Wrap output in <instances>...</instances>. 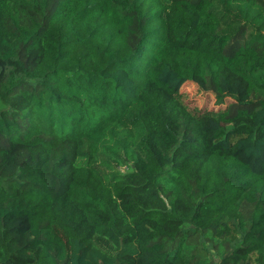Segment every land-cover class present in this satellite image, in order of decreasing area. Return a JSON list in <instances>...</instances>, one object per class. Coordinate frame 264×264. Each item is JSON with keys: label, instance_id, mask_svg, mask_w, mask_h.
<instances>
[{"label": "trees", "instance_id": "obj_1", "mask_svg": "<svg viewBox=\"0 0 264 264\" xmlns=\"http://www.w3.org/2000/svg\"><path fill=\"white\" fill-rule=\"evenodd\" d=\"M188 81L237 106L195 110ZM251 254L264 0H0V264Z\"/></svg>", "mask_w": 264, "mask_h": 264}, {"label": "rangeland", "instance_id": "obj_2", "mask_svg": "<svg viewBox=\"0 0 264 264\" xmlns=\"http://www.w3.org/2000/svg\"><path fill=\"white\" fill-rule=\"evenodd\" d=\"M181 92L185 95L186 100L195 110L217 109L222 107H229L232 111L237 103L230 97L225 98V101L218 103L211 90H203L197 86V84L188 81L181 85ZM125 169L124 166L120 167V170ZM255 254L250 255V264L254 263Z\"/></svg>", "mask_w": 264, "mask_h": 264}]
</instances>
